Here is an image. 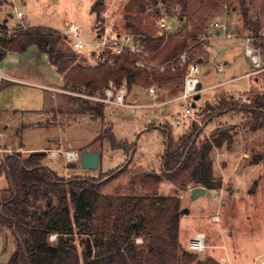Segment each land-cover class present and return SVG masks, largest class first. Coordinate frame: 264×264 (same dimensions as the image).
Wrapping results in <instances>:
<instances>
[{
	"label": "rangeland",
	"instance_id": "rangeland-1",
	"mask_svg": "<svg viewBox=\"0 0 264 264\" xmlns=\"http://www.w3.org/2000/svg\"><path fill=\"white\" fill-rule=\"evenodd\" d=\"M129 1L0 0V24L14 27L19 22L16 11L20 10L24 14V24L30 22L50 26L63 36V29L68 22L81 26L83 38H91L96 29L106 25L128 32L125 7ZM200 1L163 3L161 0H144L142 8L135 6L128 13L129 16L140 18L141 33L150 37L156 14L161 11H164V15L182 19L181 30L162 39L157 48L149 50L152 63H164L171 59L162 60L159 54L166 43L170 39L186 36L185 48L173 57L185 52L187 61L201 60L199 77L205 89L200 98L195 100L198 110L186 115L183 101L167 102L180 89L172 93L165 86L154 82L151 85L158 87L157 100L168 103L163 120L154 119L149 124L145 109L129 106L104 105L103 114L97 115L89 110L81 113L82 96L56 90L51 94L50 89L40 86L60 84L61 81L45 56L30 46L19 55L22 62L17 69L21 72L15 74L33 82H14L13 89L0 95V102L5 106L1 108L4 111L0 115V162L4 155L17 150L24 156L31 151H40L44 153L42 163L61 177L104 178L100 187V192L104 194L136 193L147 198L153 194L178 195L180 207L187 209V213L179 216V251L188 250L189 240L201 232L205 236L206 246L197 254L202 259L210 256L221 264H264V125L251 130L246 124L251 115L239 110L227 109L215 113L221 99L243 105L249 103L256 94L264 97V70L250 75V78L258 77L256 82L253 80L250 83L248 76L244 75L252 71L248 58L243 54L245 38L251 35L243 27L238 2L215 0L217 6L211 7L200 18L194 15ZM247 6L251 20L260 22V33L264 35V0H248ZM213 22L229 27L231 37H214L207 51L202 43L197 42V38L208 31L209 24ZM255 40L260 41L251 36L252 46ZM66 44L70 46L68 41ZM253 47L255 50L258 48L261 61H264V49L260 45ZM91 50V47L76 50L74 63L80 62L87 66L96 64V56ZM177 58L168 62L164 69L153 67V70L161 73L165 70L174 72L175 68L184 70L186 61H178ZM12 60L14 57H9L4 64L8 66ZM218 65L222 67L220 73L216 71ZM221 81L225 82L216 84ZM75 91L83 92L85 89L80 87ZM132 92L140 94L141 103L152 102L147 87H132L128 93L129 99ZM71 96L80 99L75 100ZM90 101V104H94V101ZM192 123L201 129L198 141L203 138L211 140L218 127L232 125L225 130L230 135V142L214 147L209 153L213 175L220 180L221 186L217 189L208 188L196 197H192L189 189L197 184L189 182L181 188L179 177L168 179L162 174V157L167 147V132L162 127L170 132L173 139H177ZM106 127L111 128L117 139H125L131 144L129 153L122 147H111L107 137H104ZM70 149L76 150L78 156L85 149L97 150L98 167L82 168L80 157L72 162L67 161L63 152ZM51 150H57L58 155L50 156ZM218 162L225 168L224 172H219ZM109 171L113 173L103 177ZM6 186L7 181L0 172V190ZM215 190L220 191L215 194ZM70 237L79 253L86 247L85 239L92 238L79 232ZM54 239L55 234H51L50 240ZM15 243L12 231L0 226V264H10L9 258Z\"/></svg>",
	"mask_w": 264,
	"mask_h": 264
},
{
	"label": "trees",
	"instance_id": "trees-1",
	"mask_svg": "<svg viewBox=\"0 0 264 264\" xmlns=\"http://www.w3.org/2000/svg\"><path fill=\"white\" fill-rule=\"evenodd\" d=\"M175 1L182 0H161L163 3ZM214 1L201 0L194 15L202 18L211 7L217 6ZM236 1L243 27L254 39H260L254 43L264 49V35L260 33L262 25L251 20L248 0ZM143 5L144 0H130L126 5L129 32L141 33L140 18L128 13L135 6L140 9ZM0 28L7 26L0 24ZM141 34L146 36L151 50L163 39ZM185 37L170 39L159 53L161 59H170L183 50ZM66 41L69 39L56 29L39 24H28L25 29L11 34L0 32V62L8 52H20L33 45L60 73L66 89L84 87L85 92L93 93L110 81L116 85L124 81L129 91L132 87H148L154 82L172 93L181 89L184 70L175 68L174 72L165 70L161 73L141 69L135 65V57L127 52L119 54L112 65L98 60L93 66L74 63L76 50ZM8 84L9 81L0 76V90ZM80 101L81 113L89 110L99 115L103 111L101 102L90 104L91 101L85 98ZM227 109L249 113L251 117L246 124L251 130L264 125V97L260 94L243 105L221 99L215 113ZM162 129L167 132L162 174L168 179L179 177L181 188L189 182L209 189L219 188L221 182L213 175L209 153L214 147L229 143V133L215 130L211 140L198 141L201 129L195 123L177 139H173L165 127ZM104 132L112 148L122 147L130 152L131 144L125 139H117L110 127ZM43 157L44 153L40 151H31L24 156L17 150L4 155L0 162V172L7 181V186L0 190V226L10 229L16 242L10 264H221L210 256L202 259L194 251H179V216L187 213V209L180 207L178 196L153 194L147 198L136 193L104 194L100 192L104 178L61 177L42 163ZM75 232L92 236L85 239L86 247L80 253L70 237ZM51 234H55L54 241L50 240ZM137 237L142 238V243L135 242Z\"/></svg>",
	"mask_w": 264,
	"mask_h": 264
},
{
	"label": "built area",
	"instance_id": "built-area-1",
	"mask_svg": "<svg viewBox=\"0 0 264 264\" xmlns=\"http://www.w3.org/2000/svg\"><path fill=\"white\" fill-rule=\"evenodd\" d=\"M16 17L19 19V22L14 27L0 28V32L11 34L17 30L25 29L28 26V24L23 23L22 19L24 18V14L20 10L16 11ZM154 22L152 37H160L165 39L171 34L178 32L182 28L181 18L176 19L168 16L167 14L164 15V11L156 14ZM81 32V26L74 22L66 23L65 28L63 29L64 35L67 39H69V43L74 50H84L88 47H91V53L95 54L94 56H96V59L100 62H106L109 65H112L116 57L123 52L133 55L135 57V65L148 71L153 70V67L164 69L166 64L168 62H172L176 57H178V61H186L181 89L174 98L169 99L167 102H170L171 100L183 101L185 105L184 113L186 115H191L193 114L194 110L199 109V107L195 105L196 99L194 98L197 94L200 95L201 91L204 89L201 87V80L199 77V61H187L185 57L186 53L183 52L164 63L154 64L151 61V53L145 41L146 36L144 34L132 33L129 31L122 32L114 26L106 25L99 27L95 30L91 38H83ZM221 35L227 36L228 38L231 37V33L226 29L225 26L219 22H213L209 24L208 31L199 34L197 42L202 43V46L207 51H209L210 42L212 39ZM250 39L251 36H247L245 38V44L243 48V54L246 58H248L250 67L252 68V71L246 73V75H251L254 72L264 70V61H261L258 48L255 50L253 46L256 45L252 46ZM216 71L220 73L222 71V67L218 65L216 67ZM60 90L65 93L82 96L83 98L92 100L94 102H101L104 105L129 106L136 108L157 106L159 107L158 109H160L162 104L167 103H161L157 100L158 87L154 85L147 87V92L149 97L152 99V102L138 103L129 101L128 93L130 91L128 90V87L124 81L118 85L114 84L113 81H110L106 87L93 93H88L85 91L76 92L75 90L66 88H61ZM63 154L65 159L69 162L75 161L80 157L78 156V152L76 150L71 149L64 150ZM57 155V150L50 151V156L55 157ZM213 219H215L214 216ZM205 246V236L203 233L198 232L189 240L187 249L194 252H200L205 249Z\"/></svg>",
	"mask_w": 264,
	"mask_h": 264
},
{
	"label": "crops",
	"instance_id": "crops-1",
	"mask_svg": "<svg viewBox=\"0 0 264 264\" xmlns=\"http://www.w3.org/2000/svg\"><path fill=\"white\" fill-rule=\"evenodd\" d=\"M29 25H34V24H31L30 22H29ZM226 29L227 30H229L230 28L229 27H226ZM217 32V31H216ZM230 32V31H229ZM220 37V36H219ZM33 46V45H32ZM30 47V46H29ZM35 47V46H34ZM28 48V47H27ZM27 48L25 49V50H23V51H20V52H8L6 55H5V57L2 59V61L0 62V76L2 77V78H4V79H6V80H8L9 81V84L8 85H6L3 89H1L0 90V95L2 94V93H5L6 91H9L10 89H13V84L12 83H14V82H19V83H32L33 81H30V80H28V79H25V78H23V77H20V76H18V75H16L15 74V72H21L19 69H17L18 67H20V62H22V60H19V57H21V56H19V55H22V53H24L26 50H27ZM36 48V47H35ZM37 49V48H36ZM37 51L39 52V53H41V54H43L44 56H45V58L47 59V57H46V55L44 54V53H42V52H40L38 49H37ZM38 52H36V54L38 53ZM9 57H14V60H12V61H10V63H9V65L8 66H6L7 64L5 63L4 64V62H6L7 61V58H9ZM47 61H48V59H47ZM49 62V61H48ZM53 68H54V70L56 71V69H55V67L51 64V63H49ZM17 70V71H16ZM56 73H57V77L60 79V81H61V83L60 84H48V85H40V86H43V87H45L46 89H50L51 90V94H52V92H53V90H56V91H58V92H61V93H64V92H62L60 89L61 88H64L63 87V79H62V76L60 75V73H58L57 71H56ZM248 73V72H247ZM244 75H246V73L244 74ZM248 76V78H249V80H250V83L254 80L255 82H256V79H258V77H256V76H254L253 78H250V75H247ZM223 82H225V81H221V82H217V83H220V84H222ZM216 83V84H217ZM34 84H36V83H34ZM201 87L202 88H204L205 89V87H203L202 86V84H201ZM251 87H253V85L252 86H250L249 87V89L248 90H250L251 89ZM207 88V87H206ZM203 89V90H204ZM202 90V91H203ZM201 91V92H202ZM201 94V93H200ZM200 96L201 95H199V98H200ZM133 101H132V100ZM129 100H131L132 102H138V103H141L142 101V99H141V96H140V94H138L137 92H132V97H130V99ZM144 101V100H143ZM146 102V101H145ZM144 102V103H145ZM168 106V103H165V104H162V106L160 107V109H156V108H154V107H152V108H150V107H142L141 109H145V111H147L146 112V118H147V120H150V122H149V124H151L152 122H153V120L154 119H162L163 118V115H164V113L167 111V107ZM1 108H5V106H2V103L0 102V115H1V113L4 111L3 109H1ZM91 112H93V111H91ZM158 112V113H157ZM156 113V114H155ZM102 114H103V111H102ZM163 120V119H162ZM2 149V148H1ZM1 151V150H0ZM232 154H234V153H232ZM228 155V154H227ZM219 163V162H218ZM250 165V164H249ZM249 165H247L246 167H248ZM253 165H256V164H253ZM218 168H219V172L221 173V172H224V169L225 168H223V166H222V164H218ZM2 189V188H1ZM206 189H208V188H206ZM190 190V189H189ZM216 191V194H218V192L220 191H218V190H215ZM178 196V195H177Z\"/></svg>",
	"mask_w": 264,
	"mask_h": 264
},
{
	"label": "water",
	"instance_id": "water-1",
	"mask_svg": "<svg viewBox=\"0 0 264 264\" xmlns=\"http://www.w3.org/2000/svg\"><path fill=\"white\" fill-rule=\"evenodd\" d=\"M195 99L199 98V95L197 94ZM158 113V112H157ZM156 114V113H155ZM232 127L230 124H225L216 129V132H221L228 130ZM99 164V152L97 150H82L80 152V166L82 168H87V169H93L97 168ZM190 193L192 197H196L202 193H205L207 191L206 187L202 185H196L190 188ZM216 194V191H214Z\"/></svg>",
	"mask_w": 264,
	"mask_h": 264
},
{
	"label": "clouds",
	"instance_id": "clouds-1",
	"mask_svg": "<svg viewBox=\"0 0 264 264\" xmlns=\"http://www.w3.org/2000/svg\"><path fill=\"white\" fill-rule=\"evenodd\" d=\"M135 242H136L137 244L142 243V238H141V237H137Z\"/></svg>",
	"mask_w": 264,
	"mask_h": 264
}]
</instances>
